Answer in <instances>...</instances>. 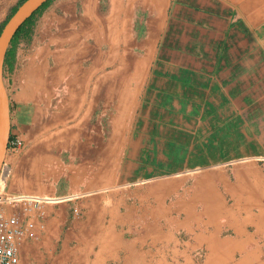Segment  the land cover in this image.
Segmentation results:
<instances>
[{"label": "crops", "instance_id": "obj_1", "mask_svg": "<svg viewBox=\"0 0 264 264\" xmlns=\"http://www.w3.org/2000/svg\"><path fill=\"white\" fill-rule=\"evenodd\" d=\"M21 59L30 72L58 79L60 96L32 105L64 112L44 125L54 122L51 131L63 134L73 120L77 160H62L74 169L41 175L39 184L18 178L51 195L107 189L26 215L37 229L21 246L22 264H264L260 161L235 166L233 177L208 171L191 186L181 178L107 188L140 178L142 145L189 148L184 164L264 159V0H52L20 39L17 70ZM35 112L25 123L33 125ZM19 125L28 137L43 135ZM83 132L96 136L77 140ZM156 154L148 160L154 172L175 162V153Z\"/></svg>", "mask_w": 264, "mask_h": 264}, {"label": "rangeland", "instance_id": "obj_2", "mask_svg": "<svg viewBox=\"0 0 264 264\" xmlns=\"http://www.w3.org/2000/svg\"><path fill=\"white\" fill-rule=\"evenodd\" d=\"M21 0H0V26L6 22L8 20V18L12 15V12L14 10V8L16 6L19 5ZM23 38H27L26 36H23ZM20 42V41H19ZM88 63V62H86ZM23 66L20 65L18 63V70L15 64V68L14 70L10 71L7 70L6 74H5V80H6V84L8 87V92L10 94V98H11V104H12V114H13V133H12V137H11V141H10V148L8 151V155H7V159H6V163L4 166V170L2 172V174L0 175V190H3L5 192L10 191V192H31V193H38V194H42V195H47L48 193H42V192H37V191H32L33 189H31V187H26L25 188V180L30 181L31 183L34 184H39L40 181H38V179H35L34 177L32 178H28L23 180L20 179H24L21 175V173L23 172L25 174V172L29 171L30 175L35 176L38 174H45L44 171H42L39 166V162L40 161H35L33 162V165H31L30 161L34 158H32L35 154H34V150L36 148H41L42 146H44L45 144L48 143V136H50L52 133H54L55 131L50 132H46L44 125H46L48 122H50L53 117L56 118L58 117V115H62V113L64 112H60L61 109H58L55 107V105L52 108H47L44 107L43 109H41V107H38L37 105L33 104L32 102H29V106H30V110L29 112L31 113L32 110H36L35 114L38 115V117L36 116V120L31 122L33 123V125L31 126V124H27L25 122H27L28 117L26 114V108L22 107L21 109V105L25 102L24 100H20L18 98L15 97L16 94H18V91L21 90V83H22V76H21V70H22ZM59 90V89H58ZM58 90L56 94H58L60 96V94L58 93ZM57 100V99H56ZM37 102V101H35ZM39 104L44 103L42 102H37ZM28 111V110H27ZM52 112V113H51ZM41 115H45V116H41ZM16 116H17V120L18 122L21 124L22 127L27 128L30 133L32 135H34V133H45L39 137H35L34 136H29V133L27 130H24L20 127L19 123L16 120ZM31 118V116H29V119ZM34 119V117H33ZM58 123V122H56ZM73 120L71 119L70 123L68 122L66 125L61 126V132L65 135L67 133H70L71 131L68 130L70 127H74L73 125ZM37 125V128H36ZM44 126V127H43ZM41 128L42 131L40 130ZM65 129V130H64ZM75 133V132H74ZM92 134V135H91ZM128 135V134H127ZM126 135V136H127ZM131 135V134H130ZM96 136L95 132H83L81 133V137H77V140L82 139L84 140H89V139H94ZM164 138V137H163ZM149 141V140H148ZM64 143V144H63ZM74 143V138H72V143H66V141L64 142H60V143H56L54 145L55 148H53L51 151L55 152L54 155L55 157L57 156L60 159V162L63 164V161H65V164H72L71 162L74 161V159L77 160V157H75L76 154V150L73 146ZM147 143V142H146ZM155 145V144H154ZM60 147V148H59ZM77 150L80 148H76ZM85 150V149H83ZM128 150V149H127ZM126 150V151H127ZM186 151H189V148H185V147H181L178 148L177 150H172V149H166L165 147L160 148H153V147H148V145H142V148H140V178L139 179H133L131 181H126V182H119L117 183V181H114L113 185L108 186V189H112L113 191H118L119 189H132V188H136V187H140L141 189H145L151 185H154L156 183H158L159 181H167L168 179H181V178H186L187 179V183L186 186H191L192 182L195 180V178L197 176L202 175L203 173H206L208 171L211 170H223L224 172L228 173V175L232 176V171L233 168L239 164H242L243 162H250L253 161L255 163H257V161H260V167H264V159H259L256 157H252V158H241V157H237V158H232V159H226L229 162H225V163H217V164H184L181 163L182 161H184L185 159H187L188 156L184 155L186 153ZM155 152V153H152ZM157 152H161L165 157V159H168L169 157H173V153H175V156L173 159H175V162L173 164L170 165H163L161 164L162 167L168 166L167 170L161 171L160 172H154L156 170L153 169L154 164L149 163L148 160L150 161L153 157L152 154H156ZM188 155V153H186ZM157 155V154H156ZM75 157V158H74ZM163 158V159H164ZM27 161V164H25V162ZM64 165V164H63ZM68 167V166H67ZM64 165V169L65 170H70L71 166H69L67 168ZM257 171V170H256ZM21 172L18 176H16L17 173ZM20 179H19V178ZM115 177V174H114ZM233 177V176H232ZM65 178H62V181H64ZM4 180V181H2ZM96 189H88V190H77V191H73L71 193H67L64 195H60V196H68V195H73V194H78V197H74L72 199L69 200H62L61 202L64 203L66 201H71V202H79L81 200L84 201L85 199L90 198L93 194H96L97 191H94ZM106 187H103L101 190H98L97 193H105L106 191ZM51 195V194H48ZM177 199L176 195L172 196L170 198L167 199L168 204L170 205V202H174ZM226 199L228 200L227 202L232 203L234 201H237L236 196L234 195H229L226 194ZM264 200V196L262 198H260V200H258V203H260L261 201ZM59 202V203H61ZM47 204V203H44ZM44 204H42L44 206ZM43 207H36L32 213L34 211H41ZM83 210H86L85 207H81L80 210L78 211V214H76V210L74 212V209L72 211V222L70 225H66L63 229V234H62V240L59 241V244L57 245V254H62V248H63V239H66V237L68 236L69 232H71V230H73L76 226V222L74 220L79 219L81 220L84 216ZM80 212V213H79ZM178 215V213H177ZM75 216V217H74ZM35 238V237H34ZM68 238V237H67ZM71 247H74V242L71 243L70 245ZM38 254H42V251H38ZM65 254H68V251L65 252ZM202 256H204L205 260V249H203V252L201 254Z\"/></svg>", "mask_w": 264, "mask_h": 264}, {"label": "built area", "instance_id": "obj_3", "mask_svg": "<svg viewBox=\"0 0 264 264\" xmlns=\"http://www.w3.org/2000/svg\"><path fill=\"white\" fill-rule=\"evenodd\" d=\"M74 197L78 194L60 196L0 190V264H22L21 246L37 229L36 222L26 215L44 203H59Z\"/></svg>", "mask_w": 264, "mask_h": 264}, {"label": "bare ground", "instance_id": "obj_4", "mask_svg": "<svg viewBox=\"0 0 264 264\" xmlns=\"http://www.w3.org/2000/svg\"><path fill=\"white\" fill-rule=\"evenodd\" d=\"M158 1H160V5L162 6L164 0H158ZM87 47H89V46H87ZM19 63H20V65L23 66V68L21 70L22 83H21V90L18 91V94H16L15 97L20 99V100L25 101L21 105V109H22V107H25L28 110V111L26 110V112L30 113L29 112L30 106L28 104L29 102H35V101L45 102L52 95L56 94L57 93L56 90H58L60 87H59V84L58 85L56 84L58 82V79H43V76L40 75V73H38L36 71L30 72V70L26 68V60L21 59L19 61ZM80 74H82V77L80 78V80H81V79H84L87 76H89L90 71L88 69L87 70L85 69V70H82ZM73 84L74 83H71V85H73ZM74 89L75 88L73 85L71 88V91H74ZM56 126L57 125H55V123L53 122L49 126H46L45 130H46V132H48V133L50 132V134H51V132H53V130L51 131V129H56L57 128ZM41 134H45V133H40V135ZM48 138L49 139L47 140L48 141L47 144H45L44 146H42L39 149L36 148L34 150L35 155L32 158H34V160L37 162L40 161L39 162L40 167H38V168H40L42 171H44L45 174L50 175V174H54L56 172H61V171L65 170L64 165L60 162V159L57 156L55 157V155H54L55 152H52L51 150L56 147V146L54 147V145L56 143L66 141V143L71 144L72 138H75V133L73 131H71L70 133L63 135V134H60L59 132L55 131L50 136H48ZM107 167H108V165L104 166L102 168L100 174L104 175V173L107 172ZM73 169L74 168H71L70 170L72 171ZM41 175L44 176V174H38V175L32 176V175H30V172L27 171V172H25V174L22 173L21 176L24 179L34 177L35 179H38V181H41L42 180ZM2 181H4V180H2ZM198 186L200 187L199 184H198Z\"/></svg>", "mask_w": 264, "mask_h": 264}, {"label": "water", "instance_id": "obj_5", "mask_svg": "<svg viewBox=\"0 0 264 264\" xmlns=\"http://www.w3.org/2000/svg\"><path fill=\"white\" fill-rule=\"evenodd\" d=\"M50 0H24L9 17L0 34V175L4 170L12 137V107L5 80V60L11 42L22 25Z\"/></svg>", "mask_w": 264, "mask_h": 264}, {"label": "trees", "instance_id": "obj_6", "mask_svg": "<svg viewBox=\"0 0 264 264\" xmlns=\"http://www.w3.org/2000/svg\"><path fill=\"white\" fill-rule=\"evenodd\" d=\"M24 0H21L19 5L23 2ZM52 0L48 1L47 3H45L38 11H36L23 25L22 27L18 30V32L16 33V35L14 36L10 48L8 50L7 56H6V60H5V74L7 70H14L15 68V64H16V56H17V47L19 44L20 39L23 36L28 37L31 34V30H32V26L35 20V17L37 16V14H39V12H41L45 7H47V5L51 2ZM16 6L12 12V14L17 10V8L19 7ZM11 17V16H10ZM9 19V18H8ZM8 21V20H7ZM6 21V22H7ZM6 22H4L1 26H0V34L2 32V29L4 27V25L6 24Z\"/></svg>", "mask_w": 264, "mask_h": 264}]
</instances>
